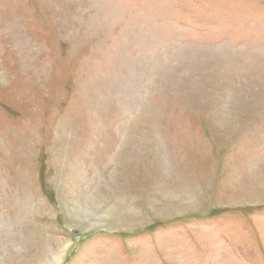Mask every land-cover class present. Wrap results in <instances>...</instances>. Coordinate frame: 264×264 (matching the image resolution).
Listing matches in <instances>:
<instances>
[{
  "label": "rangeland",
  "instance_id": "rangeland-1",
  "mask_svg": "<svg viewBox=\"0 0 264 264\" xmlns=\"http://www.w3.org/2000/svg\"><path fill=\"white\" fill-rule=\"evenodd\" d=\"M0 264H264V0H0Z\"/></svg>",
  "mask_w": 264,
  "mask_h": 264
},
{
  "label": "bare ground",
  "instance_id": "bare-ground-1",
  "mask_svg": "<svg viewBox=\"0 0 264 264\" xmlns=\"http://www.w3.org/2000/svg\"><path fill=\"white\" fill-rule=\"evenodd\" d=\"M184 188H187V187H184ZM193 195V194H192ZM164 197V196H163ZM183 197H185V196H183ZM192 198V197H191ZM186 199V198H185ZM67 202V201H66ZM72 203L70 202V204L69 205H71ZM122 206V205H121ZM71 207L73 208V205H71ZM154 210V209H153ZM136 215V214H135Z\"/></svg>",
  "mask_w": 264,
  "mask_h": 264
}]
</instances>
